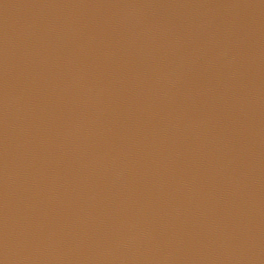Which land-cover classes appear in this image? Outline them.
Returning a JSON list of instances; mask_svg holds the SVG:
<instances>
[{"label":"water","instance_id":"1","mask_svg":"<svg viewBox=\"0 0 264 264\" xmlns=\"http://www.w3.org/2000/svg\"><path fill=\"white\" fill-rule=\"evenodd\" d=\"M0 264H264V0H0Z\"/></svg>","mask_w":264,"mask_h":264}]
</instances>
